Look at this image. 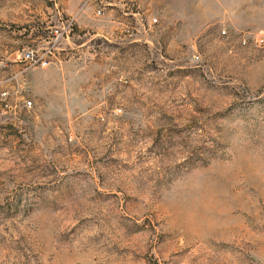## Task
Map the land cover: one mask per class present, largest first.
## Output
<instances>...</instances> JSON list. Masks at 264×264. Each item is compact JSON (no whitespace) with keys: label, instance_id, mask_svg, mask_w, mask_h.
I'll return each mask as SVG.
<instances>
[{"label":"rangeland","instance_id":"rangeland-1","mask_svg":"<svg viewBox=\"0 0 264 264\" xmlns=\"http://www.w3.org/2000/svg\"><path fill=\"white\" fill-rule=\"evenodd\" d=\"M0 264H264V0H0Z\"/></svg>","mask_w":264,"mask_h":264},{"label":"built area","instance_id":"built-area-1","mask_svg":"<svg viewBox=\"0 0 264 264\" xmlns=\"http://www.w3.org/2000/svg\"><path fill=\"white\" fill-rule=\"evenodd\" d=\"M97 15L101 14V9L98 8L95 10ZM154 22L157 21L156 18L153 19ZM74 20L72 18L66 19L65 21H60L59 24L52 26L50 29L49 40L45 43L44 46L37 49H23L21 52H18L16 59H19L25 63V69H34V68H45L51 62L57 59V50H59V44L65 38L69 37L73 29ZM263 40L260 39V42ZM246 43L245 39L242 41ZM7 91L2 93L3 100L5 101V107H8L7 102ZM26 104L31 105L30 101H26ZM119 112V111H115Z\"/></svg>","mask_w":264,"mask_h":264}]
</instances>
